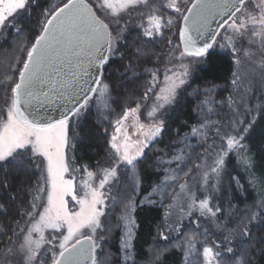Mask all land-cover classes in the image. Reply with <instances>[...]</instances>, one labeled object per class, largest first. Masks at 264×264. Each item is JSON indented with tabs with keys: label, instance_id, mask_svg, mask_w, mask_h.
I'll return each instance as SVG.
<instances>
[{
	"label": "snow or ice",
	"instance_id": "6c2138e0",
	"mask_svg": "<svg viewBox=\"0 0 264 264\" xmlns=\"http://www.w3.org/2000/svg\"><path fill=\"white\" fill-rule=\"evenodd\" d=\"M148 2L149 0H92L90 3L89 0H66L62 5L42 10L38 34L30 47L21 49L26 52V57L18 69V80L11 85L5 83L11 95L6 98L5 112L0 114V161L17 159L21 150L30 151L33 157H43L46 161V176L42 175L41 179L46 187L38 182L31 210L24 213L31 220L30 226L26 229L21 227L20 233L23 235L19 243L14 242V247L6 249L7 253L20 257L19 264H98L96 250L99 245L96 233L102 228L101 217L105 216L106 185L116 177L119 165L124 164L133 172L135 188L139 187L135 172L136 161L164 130L163 120H156L149 126L138 123L140 105L126 109L115 120L110 147L115 153L116 167L104 170L98 186L85 181L83 195L76 193L73 179H65V174L69 171L65 149L69 145L70 120L81 115L93 96L103 99L107 95L108 85L103 83V70L110 57L115 54V42L120 38L119 32L113 35L110 23L118 24L122 13L141 5L147 6ZM249 2L250 0H165L162 7L175 12L176 18H165L159 14L158 8L152 10L153 14L148 16V27L143 34L148 37L162 35L164 28H171L179 22L178 36L182 51L179 56L181 70L170 76L165 74L162 86L157 79V71L150 70L152 79L148 82L145 98L157 87L158 91L155 93L154 106L148 113L149 117L154 118L160 109L176 100L178 89L191 76L190 66L193 61L199 63L212 54L214 47L235 52L236 39L247 35L257 38L252 39L251 44L255 45L258 40L261 55L264 56V0H251V8L248 7ZM32 3L33 0H0V30L11 26L19 34L22 28L17 27V17L22 11H27ZM96 9L100 10L103 18L97 14ZM214 22L216 28L212 27ZM220 29H223V34ZM254 54L245 52V55ZM185 58L191 59L184 63ZM235 82L234 80L233 83ZM209 91L205 90L206 93ZM210 103L211 100L206 95L198 105V111L203 112L204 105ZM54 104L61 108L59 118L44 114L47 106ZM211 111V107L207 108V112ZM130 115L133 117V126H138L143 140L131 141L123 128V122ZM213 126V122L205 119L193 126L190 134L207 140ZM248 130L245 128L241 131L246 133ZM219 133L220 129L217 127L216 134ZM221 139L226 143V148L217 153L213 166H209L210 171L216 175H219L225 164L227 152L243 147L241 141L244 136L237 132V135H227ZM187 140L188 137L185 136L176 143L188 147ZM183 159V148H178L172 160L158 158L157 163L171 165ZM244 163L249 164L250 161L245 157ZM36 167H40V162H36ZM84 170L89 178H94L93 172ZM167 171L169 170L166 169ZM207 177L208 172H205V183ZM176 178L173 174L165 179L174 181ZM180 187L183 191L185 185ZM154 191L162 194L161 186L157 185ZM45 192L46 203L42 205V211H39L36 201ZM68 196L79 205L78 210L69 209L65 199ZM135 207V202L130 198L129 205L120 217L126 229V238L122 243L126 250L125 260L132 259L131 252L127 250L132 247L135 221L131 213L135 211ZM197 207L201 215L209 214L212 217L221 210L219 207L214 210L207 197L198 202L193 197L189 208ZM189 214L191 215V211ZM34 216L38 218H33ZM256 219L257 215L254 213L249 218V223ZM49 230L51 239L45 235ZM240 232L245 238L250 237L247 223ZM161 238L168 239L163 233ZM224 239L229 246H224L223 250H220L221 244H214L203 246L200 252L195 235L187 238L184 242L187 264H192L188 259L191 255H202V264H246L244 257L248 250L237 255L230 246L231 239L228 236ZM254 246V242H250L248 249ZM5 264H8L7 260Z\"/></svg>",
	"mask_w": 264,
	"mask_h": 264
},
{
	"label": "trees",
	"instance_id": "16d2710c",
	"mask_svg": "<svg viewBox=\"0 0 264 264\" xmlns=\"http://www.w3.org/2000/svg\"><path fill=\"white\" fill-rule=\"evenodd\" d=\"M52 2L53 0H33L27 11H22L17 17V27L22 28L19 34L11 26L0 30V114L5 112L6 98L11 95L5 83L11 85L17 80L18 69L26 57V52L21 49L31 46L39 32L38 22L42 19V10L50 8ZM64 2L66 0H60L56 5H62ZM171 32L168 30L163 36L153 40L140 38L136 31L126 35L124 43L120 45L119 57L109 59L103 70L102 80L108 85L106 97L99 99L93 96L89 101L93 102L96 98L93 105L90 104L82 116L70 120L72 123L68 133V156L74 164L86 165L93 170L107 157L109 139L105 126L109 128L110 119L119 116L117 114L123 109L135 106L143 98L147 80L144 77L149 76L150 73L145 68L155 69V65L157 67L167 50H170L168 40L173 38ZM141 48L150 49L153 54L140 56L138 50ZM233 70L232 56L218 47H214L211 55L195 64L188 86L180 93L175 104L164 113V130L149 145L144 155L137 159L135 172L139 187L135 192H138L139 197L151 193L154 184L160 181L162 173L155 168L156 157L170 150L169 142L174 139L176 133L187 132L195 124L197 118L195 92H201L209 85L222 87L216 122H221L227 115V100ZM263 85L260 86L259 83L253 86L247 98L249 103L247 108L249 107L250 110L243 117L237 116L233 122L236 124V132L244 136L241 141L243 147L227 152L224 157L225 164L219 173L224 177L219 184V191L209 190L210 206L214 210L216 207L221 209L215 218L226 228L240 227L248 209L254 207L264 192ZM111 110H113L112 114H110ZM216 124L214 123V126ZM233 124L225 126L223 135L233 130ZM245 128L249 129L246 133L241 131ZM221 144L224 146V142L221 141ZM202 147L203 145L200 149ZM245 157L250 161L249 164L244 163ZM36 162H40L39 168L36 167ZM42 170V158L33 157L30 151H21L17 159L0 161V205L3 206L0 208V254L2 255L0 262L5 258H11L9 253L5 257L6 249L13 247L20 228L26 220L24 213L31 210L35 188L40 181ZM165 201L161 204L156 202L142 204L136 197L134 199L136 207L131 215L135 224L130 252L135 264H182L183 262L182 250L171 245L170 241H161L157 237L158 226L168 204ZM113 216L111 210L109 216L111 225L103 233L101 247L111 254L113 264H117L120 261L119 247L122 245V237L120 229L113 225ZM249 232L250 237H244L243 241L247 244L245 250H248L247 256L244 257L246 264H264V211L260 212L256 221L250 225ZM250 242H254L255 246L248 249ZM152 246L157 251L155 258L151 257ZM239 246L238 244L235 246L236 254L239 252ZM13 257L18 258V256Z\"/></svg>",
	"mask_w": 264,
	"mask_h": 264
},
{
	"label": "rangeland",
	"instance_id": "374dc122",
	"mask_svg": "<svg viewBox=\"0 0 264 264\" xmlns=\"http://www.w3.org/2000/svg\"><path fill=\"white\" fill-rule=\"evenodd\" d=\"M92 2V0H89ZM60 2V0H53L51 7L53 5H56ZM163 3H165V0H149L148 5H141L137 8H133L128 10L125 13H122L119 18V23L112 22L110 23L111 29H113V35L115 36L117 32L120 33V38L118 41L115 42V48L116 52L115 54L110 57V59L114 57H119L120 54V45L124 43L125 37L127 34H129L131 31H136L138 33V36L142 39H157L164 35V32L166 33L168 30L172 33V40L171 38L168 40L171 41V44H169L170 50H167V53L165 56H163L159 62V65L155 69H151L154 71H157V79L161 82L160 86H162V82L164 79V75H172L173 72H179L181 60L179 59L180 51H182L181 44L179 41L178 36V27L180 26V23L173 25L171 28H164L162 35H156L153 37L145 36L144 30L148 27V16L153 14L152 10L154 8L159 9V14L164 16L165 18H176L177 14L173 12L171 9H167L162 7ZM253 5L251 3V0L249 2L248 7L251 8ZM95 9V4H94ZM97 13L101 15L103 18V14L100 12L99 9H96ZM111 18H109L110 20ZM109 20H106V22H109ZM170 33V34H171ZM221 33L223 34V29L221 30ZM252 39H257L249 36H244L243 38H237L236 39V47L237 51L233 52L231 49H220L227 51L230 53V55L233 58L234 61V70H233V76L231 79V88H230V94L228 96L227 100V115H225L224 119L217 123L215 126L212 127V130L208 133L207 140H204L202 137H193L191 136V128L195 125H197L199 122L204 121L205 119L216 123V117L219 114V106H220V99H221V93H222V87H215L213 85H209L202 89L201 92H195L197 93L196 100H195V106L197 107V118L195 124L192 125L189 131L183 132V133H176L174 136V139L169 142L170 150L166 152L165 154H162L161 156L156 157L155 159V168L159 171H161L162 176L160 178V181L154 184L151 193L147 194L146 196H140L138 195L137 188H135L133 184V172L129 167H126L124 164H120L117 168V175L115 178L110 179V183L106 185L104 191H105V216L101 217L102 221V228L97 230L96 237H97V243L99 247L96 250V257L98 260V264H113V258L109 252H106V250H102L101 247V241L103 239V233L108 227L111 225L110 223V213L111 210L113 212V225L120 229L121 231V237H122V243L123 240L126 238V229L123 227V222L120 220V217L122 214H124L127 206L129 205V199L131 198L133 201L136 197L138 201L142 204L147 203H164L166 200V197H168L165 202L168 203L165 208V212L163 215V218L158 226V232L157 237L161 241H170V244L173 246H176L178 249L182 250L183 255V262L182 264H187L185 260V241L190 236L195 235L196 242H197V249L202 252V247L207 246H213L214 244H221V249L223 250L224 246H229L228 241L225 240V236H228L234 248L235 246L240 245L239 252L237 255L242 253L247 248V244H244V236L240 232V229L243 228L244 224H248L249 228L250 225L255 222L252 221L249 223V218L255 213L257 216L260 212L264 211V192L261 195L260 199L257 201V203L252 207L251 209H248L245 216L242 220V225L240 227L236 228H226L224 225L216 220L215 217H212L209 214L201 215L198 207L194 209H190L189 205L191 204V200L194 197L196 201L198 202L201 199L209 198V190L210 191H219V184L223 180V176H215V173H212L210 171L209 166H213V161L216 159L217 153L221 151L222 148H226V143L221 139L222 137H226L227 135H236L237 129H235L236 124L234 122V119L237 116H245L246 113L250 110V108H247L248 100L247 98L250 96V93L252 92L253 86L260 83V86L264 84V56L261 55V49L260 45L257 43L255 45L251 44ZM217 42H220V37H217ZM179 46V47H177ZM245 52H254V55H245ZM138 53L140 56H146L150 53L153 54V52L150 49L147 48H141L138 50ZM191 58H185L184 63H188V61ZM136 61V60H132ZM196 62L193 61L191 64V72L195 66ZM143 69V68H142ZM141 69V70H142ZM140 70V71H141ZM146 71H150L149 68H145ZM142 72V71H141ZM140 72V73H141ZM143 74V73H142ZM142 76V75H141ZM146 78V84L144 86L145 92L147 91L148 82L151 81L152 77L149 73V76H145ZM143 79V78H142ZM188 82L183 85L180 89H178V94L176 97V100L170 104L166 105L164 108L160 109L156 116L149 117L148 113L151 111L152 107L154 106L155 101V93L158 91V87L153 90V92H149L147 98H145V92L143 98L136 103L135 106L131 108H135L137 105H140L138 116H139V124H143L145 126H149L153 124L156 120H163V116L165 111L172 105L175 104V102L179 99L180 93L183 91V89L188 86ZM236 81L233 83V81ZM210 90L209 92H205V90ZM262 90L264 92V85L262 87ZM208 96L211 100V103L208 105H204V111L200 112L198 111V105H200V102L205 99V96ZM225 96H223L224 98ZM97 98V97H96ZM94 99V101L96 100ZM93 101V102H94ZM93 102H89L88 107L93 105ZM249 104V103H248ZM87 107V108H88ZM211 107L212 111L207 112V108ZM87 108L85 110H82L81 116L86 112ZM129 108L123 109V111L117 115L114 116L112 119H110V127L107 128L105 126V129H107V138L109 139V150L107 157L102 160V162L97 165L96 169H89L86 165H77L74 164L68 156V147L65 149V155L66 160L69 164V171L65 174V179H73V182L75 184L76 193L78 195H83V184L85 181H89L90 183H93L94 186H98L99 180L103 177V173L105 169L116 167V158L115 153L110 147V140L111 136L113 135L115 131V120L118 119L123 112ZM113 110H111L112 114ZM76 119L73 121L75 123ZM70 121V125H71ZM241 123V119L239 120V124ZM228 124H233V130L228 132L227 135H223L225 126H229ZM69 125V128H70ZM220 129L219 135L216 134V128ZM123 128L126 130L129 138L131 141L136 140H143V136L140 134V130L138 126H133V117L130 115L126 121L123 122ZM234 131V132H233ZM212 132V133H211ZM211 133V134H210ZM210 134V135H209ZM187 136L188 140L186 141L188 147H184V145L176 143L177 141H180L183 137ZM159 137V136H158ZM157 137V138H158ZM156 138V139H157ZM155 139V140H156ZM221 141L224 142V146L221 144ZM153 142V141H152ZM151 142V143H152ZM204 142V143H203ZM150 143V144H151ZM149 144V145H150ZM203 145L202 149L201 146ZM200 146V147H199ZM149 147V146H148ZM147 147V148H148ZM144 149L145 150L147 149ZM183 148L184 152V159L181 162H174L171 165L165 163V164H158L157 160L158 158L163 159L165 161L172 160L174 155L177 154V149ZM201 150V151H200ZM23 151V150H21ZM43 160V157H41ZM140 158V157H139ZM138 158V159H139ZM137 163V161H136ZM199 165V167H197ZM46 167V161L43 160V170L42 175L46 176V171H44ZM87 169L88 171H91L95 174L94 178H89L87 176V172L84 170ZM166 169L169 171L166 172ZM190 170V171H189ZM208 172L207 177V183H205L204 179V173ZM187 173V175H185ZM175 174L176 180H167L166 176H171ZM224 178V177H223ZM39 184L46 187V184L43 179L40 177ZM185 185L184 190H181V185ZM160 185L162 188V194L160 192H155L154 188ZM37 187V186H36ZM169 193V195H168ZM35 195H36V188H35ZM34 195V196H35ZM41 199L36 201L38 205V210L42 211V205L46 203V192L40 194ZM132 196V197H131ZM68 201V207L72 211H76L79 208V205L76 204L75 201L71 199V196H68L65 198ZM143 201V202H142ZM33 203V202H32ZM191 211V215L189 212ZM33 218H38V216H34ZM31 220L26 215L25 223H23L22 227L27 228L30 226ZM134 231V226L132 228V235ZM51 233V230L45 233L46 236H48L49 239H51V236L49 235ZM161 233L166 235L168 237L167 240H164L161 238ZM23 233L19 232L18 238L15 241L16 244L19 243V241L22 238ZM132 243V241H131ZM14 247V245H13ZM152 255L151 257L155 258L157 256V251L152 246ZM130 252V249L127 250ZM119 263L117 264H135L134 258L132 257L131 260H125L124 257L126 255V250L123 249L122 245L119 247ZM7 252H5V257ZM0 256H2L0 254ZM18 256V255H17ZM10 259L5 258L3 261L0 262V264H5V261H8V264H19L20 257L18 258L13 257V255L10 254ZM189 260L192 261V264H202V255H191L188 257ZM50 260V258H49ZM142 264V263H141Z\"/></svg>",
	"mask_w": 264,
	"mask_h": 264
},
{
	"label": "water",
	"instance_id": "95a60500",
	"mask_svg": "<svg viewBox=\"0 0 264 264\" xmlns=\"http://www.w3.org/2000/svg\"><path fill=\"white\" fill-rule=\"evenodd\" d=\"M216 26H217V25H216V23L214 22L213 25H212V27H213V28H216ZM221 30H222V29H220V31H221ZM181 48H182V45H181ZM17 80H18V78H17ZM41 111L44 112L43 109H42ZM60 113H61V108H60V106L57 105V104L47 106V111L44 112V114H45L46 116H47L48 114H50L53 118H59Z\"/></svg>",
	"mask_w": 264,
	"mask_h": 264
}]
</instances>
